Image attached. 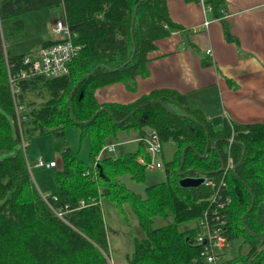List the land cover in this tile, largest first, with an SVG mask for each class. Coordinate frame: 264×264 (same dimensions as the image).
Returning <instances> with one entry per match:
<instances>
[{"label":"trees","instance_id":"obj_1","mask_svg":"<svg viewBox=\"0 0 264 264\" xmlns=\"http://www.w3.org/2000/svg\"><path fill=\"white\" fill-rule=\"evenodd\" d=\"M206 2L217 15L224 5L223 0ZM59 4L81 50L69 62L67 74L17 77L19 90L13 93L10 74L23 66L28 52H7L6 38L24 35L26 12ZM224 28L226 38L234 39L227 23ZM178 30L182 26L171 18L167 0H0V151L16 149L0 158V264H110L101 205L105 196L122 212L129 203L145 232L134 238L129 264H209L195 236L201 220L215 221L216 209L220 219H226L229 241L243 232L250 245L226 263L264 264V239L254 234L264 236L258 213L264 202V122L241 123L227 117L213 123L185 93L171 88L153 89L131 102L97 98L99 88L116 82L137 91L138 77L149 75L158 40ZM16 102L24 107L20 123ZM146 126L158 131L163 146L173 141L177 148L164 162L166 180L140 193L130 190L121 177L144 181L148 168L140 158L148 155L142 139L137 151L97 156L120 130L139 128L143 137ZM69 127H78L81 138L88 137L90 162L66 147L61 166L53 172L56 197L49 196L48 202L30 172L25 150L17 145L26 135H64ZM186 146L182 170L214 179V187L204 181L198 186L180 184L178 168ZM229 158L235 168L227 171ZM215 196L232 200L218 207ZM191 221L195 224L181 226Z\"/></svg>","mask_w":264,"mask_h":264},{"label":"crops","instance_id":"obj_2","mask_svg":"<svg viewBox=\"0 0 264 264\" xmlns=\"http://www.w3.org/2000/svg\"><path fill=\"white\" fill-rule=\"evenodd\" d=\"M200 1L167 0L170 16L182 30L158 40L149 75L138 77L137 91L116 82L99 88L98 100L131 102L153 89L171 88L185 93L213 123L227 117L241 123L264 122V0H223V19L217 18L220 11H204ZM206 19L208 27L203 25ZM225 23L232 40L226 38ZM53 24L47 25L51 31ZM53 39L47 35L36 49Z\"/></svg>","mask_w":264,"mask_h":264},{"label":"rangeland","instance_id":"obj_3","mask_svg":"<svg viewBox=\"0 0 264 264\" xmlns=\"http://www.w3.org/2000/svg\"><path fill=\"white\" fill-rule=\"evenodd\" d=\"M22 18L24 19L25 24L24 35L18 39L11 40L6 38L5 40V48L9 53L29 52L35 50L42 44L47 35H54L47 26L48 22L55 23L57 19H66L65 10L62 4L57 6H46L26 12L22 15ZM10 120L15 126V121L12 116H10ZM145 130L149 131V126H146ZM65 131L64 135L47 133L32 138H28L26 135L25 138L27 143L20 142L17 145V147H23L25 150L28 167L32 176L36 179L37 184L39 183L38 185L41 190H50L47 191L49 193H52L53 191L51 190L57 188L56 181L53 178V172L56 168L61 166V162H58L57 167L46 165L38 166L35 164L36 161H34L38 154L44 158L49 156H52L53 158H61L63 150L70 146L75 151H78L81 158L90 162V142L88 137L81 138L80 129L78 127H69L66 128ZM139 134V128L120 130L114 137H111L110 141L111 143L117 144L118 153L137 151L140 147V143L138 142L139 138L138 141H136L135 138ZM124 141H126L125 144L123 143ZM122 144H124V146ZM176 148L177 145L175 142L166 141L164 144L165 155L164 157L159 155L157 159L161 160L163 163L170 160L174 156ZM15 153V148L3 150L0 151V158ZM118 153L115 151V154ZM45 159L51 161L48 158ZM166 178L167 173L165 163L162 167L148 169L144 181L135 180L129 175L121 177L130 190L140 193L145 192L147 185L164 181ZM45 191L43 192L46 193ZM101 205L103 207L104 219L109 237L110 254L108 255V258L110 264H129L127 254L131 253L134 249V238L136 236L143 237L145 235V232L139 223V219L129 203L124 205L125 210L122 212L110 198L105 196L103 197ZM258 213L260 220L264 223V202L259 205ZM157 221L158 223H165L161 218H157ZM194 224L195 222L191 221L187 224H182L181 226L186 227ZM246 238L247 236L243 232H241L239 236H234L232 241L228 242V244L222 248L221 251L224 253L223 255L229 258L246 253L250 248L249 242L244 241Z\"/></svg>","mask_w":264,"mask_h":264},{"label":"built area","instance_id":"obj_4","mask_svg":"<svg viewBox=\"0 0 264 264\" xmlns=\"http://www.w3.org/2000/svg\"><path fill=\"white\" fill-rule=\"evenodd\" d=\"M204 11H212L213 5L206 2V0H201ZM221 15L217 18L223 19L227 16L226 7L223 5L220 7ZM66 18V17H65ZM210 20L206 19L203 23L205 27H208ZM52 32L54 34L53 42L48 45L41 46L38 51L35 53H28L24 55L23 66L18 70L16 75L10 76V81L14 91H17L15 88V79L28 78L36 74H41L47 77H55L69 72V62L72 58L78 55L79 51L82 48L81 43H76L74 40L75 33L72 32L70 26L66 19H57L52 26ZM207 52L211 54V49H207ZM24 107L23 105L16 102V114L18 123L24 118L23 114ZM143 140L147 155L141 157V162L145 163L148 169H154L157 167H162L163 162L158 160L157 157L162 154L163 143L161 137L156 129H150L147 134L139 138ZM23 143L27 141L23 138ZM117 144L106 143L102 146L97 158L103 157L110 153L117 151ZM118 152V151H117ZM36 165L38 166H58V161L51 160L47 161L42 156L37 157ZM225 166V165H224ZM234 167L233 160L229 158L225 169L228 171L232 170ZM204 182L206 184L214 187L216 182L214 179L204 175ZM225 187L228 186L226 181ZM218 193L214 195L217 196ZM56 197L54 194L46 192L43 193L44 199L49 202V196ZM213 195V196H214ZM212 197L213 201L216 202L218 207H224L225 204L230 203L232 198L230 196L226 197L225 201H220L217 197ZM61 216L62 212H57ZM212 213L215 216V221L210 222L209 219L204 218L201 220V229H199L197 235L195 236L196 243L200 245L201 255L203 259L206 260L209 264H230L226 261L230 258L225 257L221 251L229 241L224 225L226 224V219H220L217 215V209ZM207 214V212H205Z\"/></svg>","mask_w":264,"mask_h":264},{"label":"water","instance_id":"obj_5","mask_svg":"<svg viewBox=\"0 0 264 264\" xmlns=\"http://www.w3.org/2000/svg\"><path fill=\"white\" fill-rule=\"evenodd\" d=\"M135 17H136V10H135V13L133 15V19H132V29H133V26H134V23H135ZM99 66V65H98ZM86 76H88V74H86L84 77H82V79L80 81H82ZM79 81V82H80ZM78 82V83H79ZM70 102H71V98H70ZM164 104V103H163ZM170 110V108H168ZM171 111V110H170ZM73 112V110H72ZM97 114L94 113L93 116H95ZM92 119V118H91ZM89 119V120H91ZM88 120V121H89ZM209 145V143H208ZM192 146V145H191ZM187 146L184 148L183 152H182V159H181V163H180V166L178 168V174L180 175V184L182 186H185V187H189V186H198L200 184H202V182L204 181V177L203 176H194V175H189L188 174V171L191 170V169H188V170H182L183 169V166H184V163H185V157H186V150H187ZM245 150L246 148L244 147L243 148V154H242V158L244 157V154H245ZM207 151V150H206ZM235 167H233L232 170H234ZM254 205V201L251 203L248 211L253 207ZM247 211V212H248ZM245 215L242 217L244 219ZM245 223V222H244ZM245 227H246V223L244 224ZM254 234H256L257 236L261 237L262 239H264V236L260 233H257V232H254Z\"/></svg>","mask_w":264,"mask_h":264},{"label":"bare ground","instance_id":"obj_6","mask_svg":"<svg viewBox=\"0 0 264 264\" xmlns=\"http://www.w3.org/2000/svg\"><path fill=\"white\" fill-rule=\"evenodd\" d=\"M42 46H43V45H42ZM40 47H41V46H40ZM40 47H39V48H40ZM39 48H38V49H39ZM38 49H36L35 51H30V52H28V53H35L36 51H38ZM28 53H26V54H28ZM20 68H21V67H20ZM20 68H19V69H20ZM19 69H18V70H19ZM18 70H17V72H18ZM17 72H16V74H17ZM16 74H14V75H16ZM12 75H13V74H10V76H12ZM10 82H11V81H10ZM11 87H12V84H11ZM15 88L17 89V91L19 90V88L16 86V81H15ZM12 90H13V87H12ZM17 91H14V90H13V93H15V92H17ZM140 137H141V136H140ZM140 137H139V138H140ZM139 140H140V139H139ZM163 147H164V146H162V150H163ZM117 151H118V150H117Z\"/></svg>","mask_w":264,"mask_h":264}]
</instances>
